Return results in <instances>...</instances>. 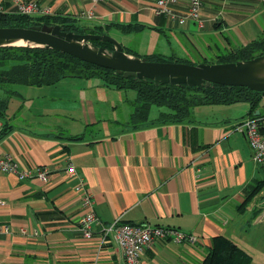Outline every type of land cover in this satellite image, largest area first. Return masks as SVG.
<instances>
[{
    "label": "crops",
    "instance_id": "0c3cea01",
    "mask_svg": "<svg viewBox=\"0 0 264 264\" xmlns=\"http://www.w3.org/2000/svg\"><path fill=\"white\" fill-rule=\"evenodd\" d=\"M37 1L52 9L51 19L102 29L142 58L211 63L210 54L218 59L264 37V0H204L203 28L158 14L157 0ZM0 6L4 15L18 14L14 0ZM175 7L185 13L189 0ZM89 11L93 19L81 18ZM15 87L0 121V154L34 171L46 168L48 180L0 173L6 203L0 204V264H125L113 235L103 230L116 221L172 227L200 239L196 247L158 241L143 264H200L220 235L245 250L252 264H264V170L237 128L264 117L263 103L254 111L246 102L199 106L184 120L161 119L168 110L154 106L148 120L132 124L136 91L99 78ZM71 165L76 177L68 173ZM80 179L101 222L92 239L79 226L85 212L75 190ZM253 189L258 193L248 201Z\"/></svg>",
    "mask_w": 264,
    "mask_h": 264
},
{
    "label": "trees",
    "instance_id": "16d2710c",
    "mask_svg": "<svg viewBox=\"0 0 264 264\" xmlns=\"http://www.w3.org/2000/svg\"><path fill=\"white\" fill-rule=\"evenodd\" d=\"M67 20L69 19H51L49 16L36 18L19 14L8 16L0 12V28H26L32 25L58 24L63 26L66 31L103 33L102 29L79 27ZM95 44L113 49L110 44L100 42H95ZM257 49H264V43L261 40L255 41L246 47L231 49L232 51L226 50L224 51L226 54L223 57L220 55L217 61L218 63H230L249 60L254 58L252 52ZM148 59L151 61H174L161 59L157 56H151ZM69 78H99L108 86L135 90L137 100L133 105L134 114L130 120L132 124H137L140 120H148L150 110L154 106L168 110L167 113L164 112L160 115L161 119L184 120L191 116L196 107L204 105H232L246 102L251 104L254 111L262 103L264 97V93H258L245 87L230 88L221 85H213L210 88L187 85L157 86L150 81H138L133 77L125 78L113 70L83 62L52 49L23 46L3 47L0 48V121L6 117L10 98L15 95V86H49ZM258 117L260 116H252V118ZM1 137H4V128L0 133ZM258 190L253 189L249 193L248 201L258 193ZM252 260V257L235 241L220 235L214 238L207 256L200 264H252Z\"/></svg>",
    "mask_w": 264,
    "mask_h": 264
},
{
    "label": "water",
    "instance_id": "95a60500",
    "mask_svg": "<svg viewBox=\"0 0 264 264\" xmlns=\"http://www.w3.org/2000/svg\"><path fill=\"white\" fill-rule=\"evenodd\" d=\"M95 42L110 44L113 49ZM22 46L52 49L83 62L113 70L125 78L150 81L157 86L210 88L221 85L230 88L245 87L264 93V55L230 63L151 61L125 52L117 39L104 32L77 33L66 31L58 24L0 28V48Z\"/></svg>",
    "mask_w": 264,
    "mask_h": 264
},
{
    "label": "built area",
    "instance_id": "2783aa9c",
    "mask_svg": "<svg viewBox=\"0 0 264 264\" xmlns=\"http://www.w3.org/2000/svg\"><path fill=\"white\" fill-rule=\"evenodd\" d=\"M95 5L107 2L108 0H92ZM179 0H157L155 10L158 14L172 18L179 26H184L189 19L197 21L199 27L203 28L201 16L203 14L204 0H189V8L185 13L176 10ZM17 13L19 15L36 17H48L53 14L52 9L44 7L37 0H14ZM0 10L2 7L0 6ZM81 18L93 19L94 13H82ZM264 104V97L262 100ZM238 131L242 132L252 150V157L255 164L264 169V117L247 118L238 126ZM77 169L71 165L68 173L71 177L77 176ZM0 173L16 175L20 181L38 177L42 181L48 180L46 168H38L37 171L23 166L12 155L0 154ZM80 195L84 214L79 220V226L87 239L94 236L95 226H100L101 222L94 212V199L87 183L80 179L75 187ZM1 205L5 201L0 200ZM105 235H113L119 249L124 257L125 264H143L142 257L147 249L156 242L167 240L177 245L198 246L199 237L195 233L183 232L179 229L164 226L138 225L131 223H120L116 221L112 225L103 228Z\"/></svg>",
    "mask_w": 264,
    "mask_h": 264
},
{
    "label": "rangeland",
    "instance_id": "374dc122",
    "mask_svg": "<svg viewBox=\"0 0 264 264\" xmlns=\"http://www.w3.org/2000/svg\"><path fill=\"white\" fill-rule=\"evenodd\" d=\"M261 40V42L262 43H264V37L263 38H261L260 39ZM237 48H239V47H232V50H235V49H237ZM231 50V51H232ZM230 51V50H229ZM231 53V52H230ZM224 54H226V52L224 53V52H221V56L223 57V55ZM261 55H264V49H257V50H254L253 52H252V56L255 58V57H258V56H261ZM208 56V55H207ZM215 57V54L214 55H209V60L211 61V63H218V61H217V59H215L214 58ZM194 62H196V64H199V63H197V61L199 62V60L197 59V57H194V60H193ZM18 87V85L15 87V88H17ZM264 107V106H263ZM156 109L157 108H154V110H153V112H154V114L156 113L155 111H156Z\"/></svg>",
    "mask_w": 264,
    "mask_h": 264
}]
</instances>
